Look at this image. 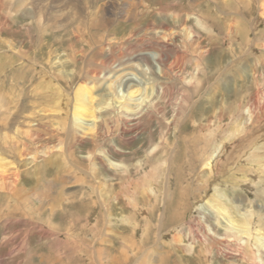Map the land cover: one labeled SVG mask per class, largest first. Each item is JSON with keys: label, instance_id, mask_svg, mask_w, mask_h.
<instances>
[{"label": "rangeland", "instance_id": "1", "mask_svg": "<svg viewBox=\"0 0 264 264\" xmlns=\"http://www.w3.org/2000/svg\"><path fill=\"white\" fill-rule=\"evenodd\" d=\"M14 1L5 0V6L10 7L12 15L7 14L9 8L0 9V25L5 21L4 17L8 16L6 27L0 32V98L6 104L0 108V117L16 113L17 102L19 106L26 105L24 110L28 109L23 111L25 114H21V119L28 115L33 117L38 114L36 112L53 114L58 110L64 111L66 96L72 97L71 90L85 77L77 73L76 79L70 84L66 78L59 82L58 78L62 74L75 76L74 67L64 51L66 46L58 45L55 34L51 35L50 31L42 34L36 27L29 29L34 22L23 15L29 10L25 6L17 7L19 4ZM136 1L143 9L138 21L140 24L116 20L110 29V37H115L116 33L120 40L110 38L102 41L101 53L105 54V47L111 48L107 44L119 42L125 47L128 41L133 44L142 42V49L150 54L148 61L154 67L159 66L156 62L158 51L151 47L149 41L161 44L163 36L154 33L158 28L146 30V27L148 24L153 28L158 26L155 15L165 16L172 25V17L168 14H171L175 5L182 8L180 13L188 16L189 12L188 19L191 21H187L184 27L172 25L170 33L174 37L170 35L166 39L170 38L182 47L191 27L192 35L203 44L195 49L193 46L181 48L187 51L186 59L176 69L173 80L161 77L159 70L156 71L157 78L170 85L172 92L159 102L157 119L144 120L146 128L133 139L127 133V137H120L123 126L119 122L113 124V132L111 130L108 135L102 133L96 142L83 137L85 140L80 139L79 145L75 143L74 153L78 160L75 162L81 170L89 173L62 170L63 162L56 165L61 160L55 148L59 141L48 134L43 135L42 139L47 144L51 143V154L49 151L43 152V145H36L33 141L29 142L31 149H23L26 153L23 155L1 148V157H7L8 161L15 163L10 172L16 175V185L23 190V194L17 192V196L10 199L5 196L9 193L0 189L4 194L3 198L0 197L3 207L11 206L13 202H33L37 208L41 204L40 200L44 207L35 212L41 214L43 223L33 220L32 225H23L17 219L14 222L0 220V264H264V121L254 128L248 118L249 104L244 101L247 94L257 90L261 91V95L264 94V33L258 34L264 28L259 9L262 0H232V8L218 5L216 0ZM178 2L181 4L178 5ZM218 2L223 3V0ZM103 3H110V0H100L98 5ZM0 8H4L1 1ZM111 9L115 15V8ZM203 11L211 19L215 16V23L220 20L223 26H227L238 21L239 25L243 24L250 31L246 30L245 39L238 35L225 38L224 30L213 24L210 26L214 21H210L207 26L214 31L196 24L195 17ZM250 38L252 40L249 43ZM202 49L209 51L205 53L204 63H201L198 71L196 65L197 61L200 62ZM93 51L99 52V48ZM129 57L134 62L138 59L133 54ZM174 57L172 55V60ZM142 61L141 57L138 62ZM62 62H65V66H62ZM32 67L35 68L33 72ZM32 83H37V92L31 90ZM144 84V87L147 86ZM58 87L66 91L61 99L56 98ZM99 91L107 93V89ZM242 93H246V96L241 100V121L249 122L245 123L244 133L233 139V147L228 146L231 156L227 157V152L226 157L224 154L221 157L217 152L224 135L222 129H226L230 123L232 117L229 118V114L232 111L220 112V108L228 107V102L232 103L237 96L240 102V96H244ZM181 113L182 117H179ZM177 117L180 121L173 122ZM53 122L41 120L40 126H44L42 130L45 133L50 132L56 125ZM15 126L12 125L10 131H14ZM233 127L231 125L230 130ZM63 133L64 130L61 131V137L65 139ZM211 141L212 146L206 144ZM60 146L65 145L61 142ZM103 148L109 149L110 153L106 155L98 151ZM201 148L208 150V153L202 152ZM91 150L98 157L94 153L89 154ZM208 155H213L210 156L212 163L206 165L205 157ZM254 155L257 157L254 158ZM26 193L29 194L26 196ZM238 203H243V210L251 212L253 218L249 217L248 220L253 225L240 219L244 226H240L242 229H238L237 233L230 225L229 228L226 226L224 212L219 211L217 206L226 204L235 213ZM20 213V210L15 211L13 215L19 217ZM201 218L210 224L208 231L211 234L205 230V225L196 222ZM245 225L251 228L249 233H246ZM255 225L260 228V234H257ZM239 234L241 236H236ZM247 244L250 246L244 249L243 245Z\"/></svg>", "mask_w": 264, "mask_h": 264}, {"label": "bare ground", "instance_id": "2", "mask_svg": "<svg viewBox=\"0 0 264 264\" xmlns=\"http://www.w3.org/2000/svg\"><path fill=\"white\" fill-rule=\"evenodd\" d=\"M0 1H1L2 5L4 6V8H0V9L6 10L7 8H9V10H10L9 6L8 7L5 6V0H0ZM11 1H13V0H11ZM103 1H105V0H103ZM111 1H113V2L111 3ZM176 1H179V0H176ZM205 1L206 0H203V2H205ZM231 1L232 0H223V3H219L218 0H216L215 3L218 5H226V6H228L227 8H232ZM14 2L19 4V5H17V7L25 6V9L29 10V12L23 14L24 17H26V19H29V20H31V22H34L33 26H31L29 24L30 25L29 29L31 27H36L35 29H38L42 34L46 33L47 31H50L51 35L55 34L56 42L59 43L58 45H60L61 47L66 46L64 51L66 52L67 56L70 58L71 64L74 67L75 73L73 75H75V76L74 77L73 76L67 77L65 74H62V76H61L62 79L58 78L59 82H63L62 80L66 78L67 79L66 82L68 84H70L72 81H74L76 79L77 73L79 75H80V73H82V75L85 78L82 81H78L75 85L74 90H71V91H73V92H70L73 94L72 97H71V95L70 96L68 95V97L66 96V101L64 104V111H59L58 109H56V110H58V111L55 110L57 113L55 112L53 114L52 113H46V112L45 113L42 112L40 114V112H36V113L40 114V118H39V115L36 114L33 117L28 115V116H25L24 118L21 119L20 117H22L21 114L24 113L23 111H28V109L24 110V109H26L25 108L26 105H23L20 103L22 106L21 105L19 106V104H18L19 102H17L16 105H17L18 109H17L16 113L11 114L10 116L9 115H4V116L2 115V117H0V189L4 190L5 193H9V195L6 194L5 196H7L10 199L16 197L17 192L19 194H21V192L23 190L21 191V188H19L16 185L17 184V182L15 181L16 175H13L10 172V170L12 168H14L15 163H13L12 161H8L9 159L7 160V157H1V156H3L2 155V149H1L2 147L7 148L8 151H11L12 153H19L20 155H23L25 153V152H23L24 151L23 149L24 148L31 149L32 147L30 146L29 142L33 141V143L36 145L39 143H40V145L41 144L43 145L42 147L44 149L43 148L41 149L43 152L46 153L49 151V153H50L53 151V149L51 150V146H50L51 143L47 144L46 140L44 138L42 139L43 135L48 134L50 137H57L58 141H59L58 146L55 145V148H56V151L59 152V156H61V160H58L59 162H56V165L63 162L62 163V165H63L62 170L63 169L69 170L68 172L72 171L71 173H73L74 170H80L81 172H83V171L85 172V170H81L79 168V165L75 162V161H78L75 158L76 153H74V151H76V150H74V147L76 146L75 143L79 145L80 139H82L84 141L86 138L90 139L93 142H96L97 140H100L99 138L101 137L102 133H107V135H108L111 130L113 132V124L114 123L118 124L119 122L123 126L122 127L123 132H122V135L120 137H123L127 133V134L131 135L130 139H133L136 134L140 133V131H142L143 129L146 128L144 120L153 121V120L157 119V116L159 115V106H160L159 102L165 97V95H170V93L172 92V87L170 85L161 82L157 78L158 75L156 74V71L159 70V75L161 77L173 80L174 78L172 76L174 73L176 74V69L179 68L180 63L186 59L185 53H187V51L185 50L186 51L185 52L184 49H187L188 47H192V46H193L192 47L193 49H195L197 47L199 48L200 46H198V45L203 44L202 41L199 40V38L197 39V38H195L194 35H192L191 27H189L190 32L186 33L187 37H186V39L184 38V41H183V43H185V45L182 47H180L177 43L175 44V42L171 41L170 38L166 39L167 36H170V35L173 36V34L170 33L171 30L173 29L172 25L175 24L176 26L184 27V24L185 23L187 24V21L188 22L191 21V19L190 20L188 19L189 12H187L188 16H186L185 15L186 13H183V14L180 13V10L182 8L176 7V5H175V8H174V10L171 11V14H168V15H171V17H172V22H173L172 25L165 18V16L155 15L154 19H156L155 22L158 23V26L153 28L150 24H148L146 27V30H149V28H151L153 30L158 28V30H155L154 33H157V34H160V36H163V38L161 37L163 39L160 41V42H162L161 44H159V43L153 44V41L152 42L149 41V44L152 43L151 47H153L155 50L158 51V54H157L158 57H156V62L159 64V66L154 67V64L152 62L150 63L148 61L149 60L148 55H150V54H148V51H146L145 49H142V45H143L142 42L139 44H133V43L128 41L127 44H125V45L123 44L125 47H122V44L119 42H118L119 44L118 43L107 44L111 48L105 47V54L101 53L102 50H101L100 43L102 41L110 39V38H118L116 36V33H114L115 37H110V34L112 33L110 31V29L113 28L114 22L116 20H119V21H123V20H125V21H136V22L139 21L140 14L142 13L143 9H140L141 6H140V4H138V2L136 0H120V1L119 0H110V3H106V4L103 3L101 5H98V3H100V0H15ZM173 2H171V3H173ZM119 3H121L125 6H122ZM171 3H169V4H171ZM261 3H262L261 4L262 7H260L259 9H260L262 14H260V15L264 19V0H262ZM177 4L180 5L181 3L178 2ZM248 5H249V3H248ZM36 7L40 8V9L38 10ZM111 7L115 8V10H116L115 15L112 12ZM244 9L245 8H243L242 10H244ZM249 9H251V8H249ZM109 11H110V16L108 17ZM11 13H12V11L10 10L7 13L8 16L12 15ZM205 13L203 11L202 14H198L195 17L196 24H198L199 26H201L203 28H209L210 29V27H207V26H209V22L214 21L216 19V17L214 16L213 19H211L210 15H206ZM100 14H103L104 16H102ZM8 16L4 17V20L6 22L8 21ZM5 21H3L2 24L0 25V32H2V30L6 27ZM234 22H235V20H234ZM212 24L215 27H219V29H222V30H224V32H226V34L224 36L225 38H234L235 35H238L242 39L243 38L245 39L246 38V30H249V28H245L246 26L245 27L242 26L243 24L239 25L238 21H236L235 24L232 23L231 25H227V26H223V24L220 20L216 21V23H215V21L211 22L210 26ZM255 29H257V27ZM263 30H264V28L260 32H258V34L260 35V34L264 33ZM210 31H214V30L210 29ZM209 33H211V32H209ZM216 34L220 35V32H217ZM210 35H213V34H210ZM100 39H101V41H99ZM118 40H120V38H118ZM251 40H252V38L248 39L249 43L251 42ZM85 44H87L88 46H86ZM98 44H99V47H96V46H98ZM95 48H99V52L93 51ZM181 48H184V49L182 50ZM202 50L203 51L200 52L201 53L200 54V62L197 61V65H196V67H197L196 69L198 71L201 69L200 68L201 63L202 62L204 63L205 53H207L209 51L208 49H206V50L202 49ZM194 53H195V51H194ZM130 54H133V57L138 58L136 62H138L141 57L143 58V61L135 64L136 62H134L133 59L129 57ZM172 55L175 56L174 60H172ZM66 59H67V57H66ZM79 60H81V62H82L81 65H79V62H80ZM62 64H63L62 66H65V62H62ZM145 67H147V68H145ZM31 69H32V72L35 70V68H33V67ZM148 70H149V72H148ZM238 71L241 72V70H239V69H238ZM132 76H134V77H132ZM137 76H140L141 78L138 79ZM32 79H34V78H32ZM88 80H91V81L86 82ZM144 83H146L147 86L144 87V85H145ZM199 84H200V81L197 83V86H199ZM32 85H33L32 86L33 88L31 87L32 88L31 90L37 92V88H36L37 83L36 84L32 83ZM12 87L14 88L15 86L13 85ZM100 89H107V93H102L101 91H99ZM257 89H259L258 86H257ZM63 92H66V91H64L62 87H58V89L56 91L58 96H56V98L61 99L60 97H62L64 95ZM157 92H159V94ZM238 93H240V92H238ZM243 95L244 96H240V98H241L240 102H239V99L237 98L238 97L237 96L232 101V103L228 102V105H227L228 107H226V108L221 107L220 108V112L226 111V110L228 112L232 111V113L229 114V118L232 117V119L230 120V123L227 124L226 129H224V130L222 129V131H224V133H223L224 135L222 136L223 138L221 141V145L218 147V152H217L218 155H220L221 157H222V154H224L226 157V153L228 152V150H227L228 146L231 147L232 145H234L233 139L235 137H237V135L244 133V131L246 129V124L249 121L251 122V124L254 128H255V126L260 125L264 121V94L261 95V91L257 90L255 92L247 94L248 100H247V98L246 99L244 98L246 96V93ZM242 98H244V101L245 102L247 101V103L249 104V108L247 110L249 121H244V122L241 121V119L243 118L241 116L242 107H243V105H241V102L243 101ZM62 100H63V98H62ZM180 102H182V101H180ZM57 103H59V102H57ZM4 104H5V102L2 100V98H0V108H2L4 106ZM5 106H6V104H5ZM38 109H40V108H38ZM62 112H64V116H62ZM54 115L56 117L54 119L55 121L53 122ZM178 116L182 117V113ZM223 117H225V115ZM41 120H48V121L51 120L53 122V124H56V125L55 126L53 125L54 128L51 129L52 131H50V132L47 131L45 133L42 130L43 129L42 127H44V126H42V127L40 126ZM179 121H180V118L177 117L173 122L177 123ZM44 122H47V121H44ZM15 123H16L17 127L15 126ZM12 125L15 126L14 131H10ZM231 125H233L234 127L230 130ZM28 126H30L29 130L27 129ZM56 126L58 128H56ZM169 126H171V125H169ZM228 126H229V128H228ZM202 127H204V126H202ZM200 129H202V128H200ZM209 129H210V127H209ZM48 130H49V128H48ZM62 130H64L63 134L65 136V139L61 137V136H63V135H61ZM119 130H121V128ZM210 133L211 132H209L208 135H210ZM255 133H257V131ZM125 136L127 137V135H125ZM149 136H152V135H149ZM83 137H85V139H83ZM210 138H211V135H210ZM213 139L214 138H212L211 140L214 141ZM163 140L166 141L165 138ZM41 141H43L46 145L43 144ZM212 141H211V143L206 142V144H209V145L211 144V146H212ZM61 142L65 146H60ZM155 142H153V143H155ZM159 143H162V142H159ZM22 146H25V147H22ZM262 146L264 148V143L262 144ZM52 148H53V146H52ZM215 150L217 151V148ZM98 151L103 152L106 155H108L110 153L109 149L105 150L104 148L101 150L98 149ZM207 151H206V149L205 150L202 149V152H204L205 154L208 153ZM263 151H264V149H263ZM37 152H39V151H37ZM93 153L95 154L94 156L98 157V154H96V152L93 150H91L89 154H93ZM212 154L214 155V152ZM199 155H200V153H199ZM213 155H210V156H213ZM210 156L209 155L207 157L204 156L206 159V162H207L206 165H209L211 162ZM228 156H231L230 152L227 153V157ZM254 156H255L254 158L257 157L256 155H254ZM68 159L70 161H68ZM66 160H67V163L64 164ZM203 160H202V162H203ZM247 162H250V161H247ZM127 165H128V163H127ZM113 168H115V167H113ZM215 169H216V166H215ZM86 172L89 173V171H86ZM18 175H20V174H18ZM254 177H256V176H254ZM251 178H252V176H251ZM41 185H42V183H40V186ZM62 188H63V186H62ZM38 190H40V189H38ZM25 192H27V191H25ZM22 194H23V192H22ZM28 194L29 193H26V196ZM72 194L74 195V192ZM0 197L1 198L4 197V194H2L1 191H0ZM25 199L29 200L28 197H25ZM224 201H226V200H224ZM40 202H41V204L38 205L37 208H36V206H34L33 202H13L11 204V206L7 205L6 208H4L2 202H0V220L1 219L6 220V221L10 220V221L14 222L13 220L17 219L16 221H19V222L21 221L23 223V225H26V224L32 225L33 220L38 222V223H40V222L43 223V218H41V214L40 213L35 214L36 210L40 211L44 207L43 201L40 200ZM240 202H243V201L241 200ZM4 203H6V202H4ZM242 205H243V203H238L235 206V209H236V211H234L235 213L231 212L229 207L226 204H221L220 206L219 205L217 206V207H219L218 208L219 211L222 210L224 212L223 217L227 219L226 226L229 228L228 225H230V228L236 229L237 233H238V229H242L240 226H244V225H241L242 221L245 223H247V222L252 223L248 220L249 217L250 218L252 217L251 212L247 209L243 210L244 206H242ZM19 210L21 211L20 216L18 215L19 217H15L17 215H13V213L15 214V211H19ZM255 215H256V213H255ZM20 217H22V218H20ZM240 219H242V221H240ZM245 220H248V221H245ZM196 222L199 225H205V230L208 231V227L210 226V224L207 223L205 221V219H202V218L197 219ZM191 225H192V223H191ZM250 225L252 226L253 223ZM71 228H70V230H71ZM252 228H254V227H252ZM244 229L247 230L246 233H249L250 232L249 229H251V228L248 227L247 225H245ZM255 229L257 231V234H260V232H259L260 228H258V225H255ZM232 232H233V230H232ZM211 233L209 232V234H211ZM20 234H22V233H20ZM30 235H32V234H30ZM229 235H231V233ZM236 236H241V235L239 234ZM27 237H28V235H27ZM248 237H251V236H248ZM19 245H20V243H19ZM248 246H250V245L249 244H247L246 246L243 245V248L246 249ZM28 261H30V260H28ZM39 262L43 263L41 261H39Z\"/></svg>", "mask_w": 264, "mask_h": 264}]
</instances>
